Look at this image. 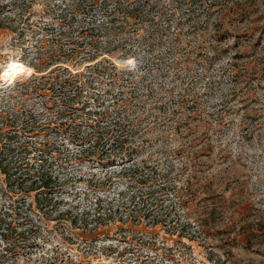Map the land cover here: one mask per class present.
<instances>
[{"label":"rangeland","instance_id":"374dc122","mask_svg":"<svg viewBox=\"0 0 264 264\" xmlns=\"http://www.w3.org/2000/svg\"><path fill=\"white\" fill-rule=\"evenodd\" d=\"M242 1L0 0V136L57 179L38 203L0 175V264H264V0Z\"/></svg>","mask_w":264,"mask_h":264},{"label":"trees","instance_id":"16d2710c","mask_svg":"<svg viewBox=\"0 0 264 264\" xmlns=\"http://www.w3.org/2000/svg\"><path fill=\"white\" fill-rule=\"evenodd\" d=\"M242 2L248 7L257 4L255 0H243ZM2 137L8 143H4V148L0 152V175L5 177L9 188L26 195L34 193V198L38 203L40 199L47 200L49 198L51 200L54 188L57 185L56 177H53L47 169L38 168L33 170L29 165L15 164L13 162L15 157H22L28 152L27 145H11L10 142L16 138V133L11 131L0 136V140ZM142 210L145 212L144 208L140 209V211Z\"/></svg>","mask_w":264,"mask_h":264},{"label":"bare ground","instance_id":"6f19581e","mask_svg":"<svg viewBox=\"0 0 264 264\" xmlns=\"http://www.w3.org/2000/svg\"><path fill=\"white\" fill-rule=\"evenodd\" d=\"M27 73V68L24 64L16 61H10L4 68L2 73V79H15L21 77Z\"/></svg>","mask_w":264,"mask_h":264},{"label":"built area","instance_id":"2783aa9c","mask_svg":"<svg viewBox=\"0 0 264 264\" xmlns=\"http://www.w3.org/2000/svg\"><path fill=\"white\" fill-rule=\"evenodd\" d=\"M2 73H3V72H2ZM2 73H1V74H2ZM2 81H4V82H6V83H7V81H6V80H2ZM7 85H9V84H7ZM7 85H6V87H7Z\"/></svg>","mask_w":264,"mask_h":264}]
</instances>
